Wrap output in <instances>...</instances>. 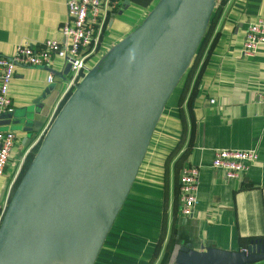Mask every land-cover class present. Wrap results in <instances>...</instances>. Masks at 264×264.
Returning a JSON list of instances; mask_svg holds the SVG:
<instances>
[{"label":"crops","instance_id":"1","mask_svg":"<svg viewBox=\"0 0 264 264\" xmlns=\"http://www.w3.org/2000/svg\"><path fill=\"white\" fill-rule=\"evenodd\" d=\"M157 1L118 0L100 8L106 15L96 28L89 65L130 33ZM212 15L94 264H172L179 245L241 250L264 239V43L252 54L242 52L248 22L264 17V0H216ZM66 19V0H0V55H8L16 43L61 39ZM60 61L14 66L7 90L12 111L0 115V130L14 134L0 174V202L9 199L26 158L75 86L69 83L70 70L65 79L52 71L64 70ZM219 148L254 149L257 157L238 177L227 179L211 164ZM188 165L199 173L194 211L185 216L179 178ZM244 264H264V258Z\"/></svg>","mask_w":264,"mask_h":264},{"label":"water","instance_id":"2","mask_svg":"<svg viewBox=\"0 0 264 264\" xmlns=\"http://www.w3.org/2000/svg\"><path fill=\"white\" fill-rule=\"evenodd\" d=\"M215 4L216 0H158L82 76L11 191L0 220V264H38L96 222L79 262L94 264ZM69 70L65 63L63 71H52L65 79ZM261 258L264 239L241 250L179 245L172 264H244Z\"/></svg>","mask_w":264,"mask_h":264},{"label":"built area","instance_id":"3","mask_svg":"<svg viewBox=\"0 0 264 264\" xmlns=\"http://www.w3.org/2000/svg\"><path fill=\"white\" fill-rule=\"evenodd\" d=\"M118 0H66L67 19L60 25L61 39L47 38L39 44L16 43L8 55H0V115L12 111L8 96V84L15 65H46L55 56L70 64V85H76L80 78L91 68L88 58L92 55L98 39L97 29L105 20V11L100 8L115 6ZM264 43V17L247 24L242 52L252 54L258 45ZM53 81V74L47 76ZM264 102V89L261 92ZM14 134L11 130H0V174L4 172L9 151L13 145ZM254 149L219 148L214 152L212 167L222 170L225 178L238 177L256 159ZM199 169L188 165L181 171L179 178V201L183 215H192L196 201L195 189ZM18 169L12 175V181ZM8 199L0 202V220Z\"/></svg>","mask_w":264,"mask_h":264},{"label":"bare ground","instance_id":"4","mask_svg":"<svg viewBox=\"0 0 264 264\" xmlns=\"http://www.w3.org/2000/svg\"><path fill=\"white\" fill-rule=\"evenodd\" d=\"M156 15L149 21L145 30L139 37L136 49L142 45L143 40L147 36L156 19ZM96 224L97 223L95 222L81 230L67 244L50 252L38 264H79L82 255L95 231Z\"/></svg>","mask_w":264,"mask_h":264},{"label":"rangeland","instance_id":"5","mask_svg":"<svg viewBox=\"0 0 264 264\" xmlns=\"http://www.w3.org/2000/svg\"><path fill=\"white\" fill-rule=\"evenodd\" d=\"M94 56H95V54L93 55V56H90L89 58H88V64H91L92 63V61L94 60ZM55 58H58V59H60V60H62V58H60V57H58V56H55L53 59H55ZM63 61V60H62ZM62 61H60V63H62ZM59 62V61H58ZM66 98V97H65ZM63 100V99H62ZM65 100V99H64ZM37 149V148H36ZM36 151V150H35ZM35 151H33V152H31L30 153V156H29V159L31 158V156L33 155V153H35ZM29 161V160H28Z\"/></svg>","mask_w":264,"mask_h":264},{"label":"trees","instance_id":"6","mask_svg":"<svg viewBox=\"0 0 264 264\" xmlns=\"http://www.w3.org/2000/svg\"><path fill=\"white\" fill-rule=\"evenodd\" d=\"M214 11H215V7H214V9H213V12H214ZM213 12H212V13H213ZM212 17H213V15L211 16V19H212ZM211 19H210V21H211ZM210 21H209V23H210ZM208 26H209V24H208ZM208 26H207V28H206V32H207ZM206 32H205V33H206ZM194 56H195V54H194ZM191 62H192V60H191ZM191 62H190V64H191ZM190 64H189V65H190ZM188 67H189V66H188ZM186 71H188V68H187ZM37 147H38V146H37ZM37 147H36V148H37ZM29 156H30V154H29ZM29 156L26 158L25 163H24V165H23V167H22L21 172L23 171L24 167L26 166V164H27V162H28V160H29ZM14 185H15V184H14Z\"/></svg>","mask_w":264,"mask_h":264}]
</instances>
